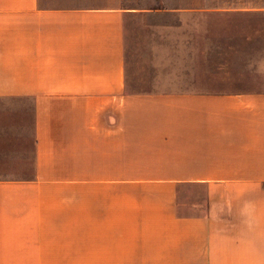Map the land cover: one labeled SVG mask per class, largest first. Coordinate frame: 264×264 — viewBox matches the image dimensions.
I'll return each instance as SVG.
<instances>
[{"label": "crops", "instance_id": "obj_1", "mask_svg": "<svg viewBox=\"0 0 264 264\" xmlns=\"http://www.w3.org/2000/svg\"><path fill=\"white\" fill-rule=\"evenodd\" d=\"M76 2L0 0V264H264V64L199 24L249 15ZM136 16L179 23L145 77Z\"/></svg>", "mask_w": 264, "mask_h": 264}, {"label": "rangeland", "instance_id": "obj_2", "mask_svg": "<svg viewBox=\"0 0 264 264\" xmlns=\"http://www.w3.org/2000/svg\"><path fill=\"white\" fill-rule=\"evenodd\" d=\"M76 2V3H80ZM90 3H115L130 1L135 2L136 7L146 6L150 8L159 0H84ZM167 4L164 9L152 11L153 13H203V14H236L249 15L242 22H204L199 24L214 25L219 34V44L226 42L225 31H231L230 41L237 42L242 39L244 45L256 48L257 57L262 58L264 64V0H161ZM141 3V4H140ZM152 4V5H151ZM146 17H130L125 21L126 38V68L127 74L133 77H145L147 72H153L154 63L162 58L161 51L156 49L160 42H171L174 32L179 29V23L172 20H149ZM186 24H194L187 22ZM160 49V48H159ZM165 56V55H164ZM194 189H187L179 193L178 205L181 211L194 210L190 199Z\"/></svg>", "mask_w": 264, "mask_h": 264}]
</instances>
